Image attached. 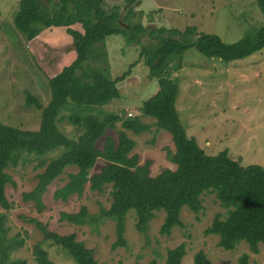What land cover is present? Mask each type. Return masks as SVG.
Masks as SVG:
<instances>
[{
	"label": "rangeland",
	"instance_id": "rangeland-1",
	"mask_svg": "<svg viewBox=\"0 0 264 264\" xmlns=\"http://www.w3.org/2000/svg\"><path fill=\"white\" fill-rule=\"evenodd\" d=\"M127 3L126 0H102L106 10L117 5L125 17L127 9L124 7L132 8L124 24L140 22L149 30L156 27L183 30L192 25L196 31L216 34L225 42H234L247 33L251 34L264 22V14L256 0H135ZM18 9L19 0H0V122L36 130L41 109L27 103L26 96H33L42 107L47 104L51 95V73L56 74L62 64V59L57 60L58 54L69 50L67 47L71 41L58 38L64 32L56 27L58 29L53 30L51 38H46L48 32L44 34L36 49L33 38L28 39L14 24ZM147 40L144 36L142 41ZM72 55L65 65L74 60L75 50ZM83 65L104 70L110 79L128 70L116 82V98L102 106L87 107L92 108L90 110L81 107L87 109L84 112L100 116L110 111L123 117L140 115L143 100L158 88L157 79L151 75L144 56L138 53L137 45L122 33L106 35L102 41L94 43ZM170 75L178 82L174 105L179 120L186 133L194 136L206 153L215 154L226 148L231 156L239 157L243 165L257 163L264 167V47L243 58L225 61L205 56L190 46L183 51L179 70H171ZM140 119L150 124L147 130L134 133L122 128L117 121L114 128L105 129L96 146H102L106 135L116 141L117 131L124 130L134 141L129 153H136L139 163L150 159L151 175L165 168L173 169L175 164L170 155L174 146L170 134L156 128L153 117L141 116ZM57 125L69 138H76L81 132L66 119L58 121ZM58 152L59 149H55L30 155L28 159L19 158L16 164H7L4 168L10 176L4 186L10 206L5 209L0 205V243L7 261L37 264L32 247L43 237L34 222L39 220L57 233L73 232L77 240L92 249L94 258L101 264H144L151 259L164 264L166 250L180 243L185 249L182 264H193V254L199 249L214 264H236L242 252L248 254L250 263L264 264V243L258 244L257 253L251 252L243 240L235 248L225 250L218 246L216 234L204 233L216 213L225 214V208L211 191L200 195L202 209L198 212L182 206L179 213L181 225L173 226L164 234L159 231L164 210L153 211V217L143 232L135 228V214L132 209L128 210L124 223L125 243L115 247H112L116 239L112 219L101 218L83 224L59 219L60 211L74 212L84 205L89 213H98L100 208H108L111 202L110 184L101 191H92L88 182L80 195L72 193L66 199L54 198L53 191L68 181V173L77 172L75 165L66 166L47 184L40 195L41 208L38 209L32 199L24 200L22 193L36 185L37 174L44 169L40 162L49 160ZM102 163L103 160L98 159L89 174ZM42 247L54 264H74L72 257L57 245L44 241Z\"/></svg>",
	"mask_w": 264,
	"mask_h": 264
},
{
	"label": "trees",
	"instance_id": "trees-1",
	"mask_svg": "<svg viewBox=\"0 0 264 264\" xmlns=\"http://www.w3.org/2000/svg\"><path fill=\"white\" fill-rule=\"evenodd\" d=\"M131 4L135 0H126ZM264 14V0H256ZM126 17L117 5L106 10L102 0H19V9L14 18L15 26L28 39L34 38L42 28L64 26L71 36L68 49H74L73 61L63 66L49 79L51 98L41 106L31 95L26 102L41 109L39 127L36 130L21 129L0 122V205L7 209L4 186L10 176L4 170L7 164H16L18 159L30 155L44 154L59 149L56 156L41 161L44 169L37 174V183L30 191H23L24 200L32 199L41 208L40 195L47 184L62 173L68 165H75L77 172L68 173V181L53 191L54 198L66 199L70 194L80 195L86 182L92 191H101L110 184L111 202L108 208L98 213H89L80 205L74 212L60 211L59 219L70 223L83 224L101 218L114 221L116 239L112 247L125 243L124 223L128 210L135 214V228L145 231L155 210L162 209L165 216L160 225L161 233H168L175 225H181L180 209L186 206L193 212L202 209L203 192L214 193L219 204L225 208L222 216L216 213L205 234H216L217 244L225 250L235 248L239 241H245L251 252H258V244L264 243V167L257 163L243 165L239 157H233L226 148L208 154L199 146L194 136L186 133L174 105L178 82L171 70L178 71L183 51L193 46L205 56H215L230 61L243 58L264 47V22L251 34H245L234 42H225L213 33H200L195 26L177 28L156 27L152 30L140 22H125L132 8L125 6ZM124 18V19H123ZM126 18V19H125ZM79 23L81 30L72 25ZM122 33L138 47L144 56L152 76L158 83L157 90L142 102V112L133 117H123L115 112L101 116L84 112L95 106L109 103L118 96L116 82L128 70L110 79L104 70L83 65L89 48L106 35ZM197 34L192 37V34ZM144 36L148 38L143 42ZM81 107H92L82 110ZM70 109V110H69ZM70 112H67V111ZM141 116L155 119L156 128L166 130L172 139L174 150L170 155L175 164L173 169H162L150 174V159L139 163L136 153H129L133 139L124 130L117 131V140L106 135L101 147L97 140L105 134L107 127L114 128L119 121L124 129L139 133L150 127L141 121ZM81 129L76 138H69L57 125L60 120ZM98 159L103 163L89 174V169ZM43 237L32 247L37 264H54L48 257L42 242L57 245L70 255L74 264H101L91 248L75 238L73 232L60 234L39 220H34ZM185 252L183 243L166 250L164 264H182ZM193 264H214L201 250L193 254ZM20 260L7 261L5 250L0 243V264H21ZM120 264H125L120 262ZM144 264H158L151 259ZM236 264L250 263L248 254L242 252Z\"/></svg>",
	"mask_w": 264,
	"mask_h": 264
},
{
	"label": "crops",
	"instance_id": "crops-1",
	"mask_svg": "<svg viewBox=\"0 0 264 264\" xmlns=\"http://www.w3.org/2000/svg\"><path fill=\"white\" fill-rule=\"evenodd\" d=\"M76 24H78L79 26H78V27H75ZM56 27H60L61 30L64 32V34H60V36H59L58 38H60V39H64V38H66V39H68L69 42L71 41V36L66 32L64 26H50V27H45V28H42V29L39 31V33H38V34L32 39V42H35V44H36V45H35L36 49H37V45H38V46L41 45L40 41H42V38H43L44 34H45L46 32H48V33H47L48 35L46 36V38H51V37H52L53 30L58 29V28H56ZM72 27H73V28H76V29H78V30H81V25H80L79 23H75L74 25H72ZM73 52H74L73 49H69V50H67V51H61V52L58 54L57 60L59 61V60L62 59V64H60V66H59V68H58L57 71H59V70L63 67V65L65 66V64L67 63V60H68L70 57L74 56V55H72ZM65 61H66V62H65ZM54 74H55V73H51V76L54 75ZM50 98H51V95H50ZM50 98H49V100H50ZM36 100H37V99H36ZM37 101H38V100H37ZM38 103L41 104L39 101H38ZM47 103H48V102H47ZM41 105H42V104H41ZM46 105H47L46 103L43 104V106H46Z\"/></svg>",
	"mask_w": 264,
	"mask_h": 264
}]
</instances>
